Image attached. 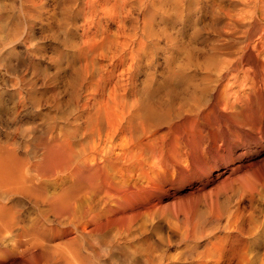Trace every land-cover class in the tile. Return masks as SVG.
<instances>
[{
    "label": "bare ground",
    "instance_id": "bare-ground-1",
    "mask_svg": "<svg viewBox=\"0 0 264 264\" xmlns=\"http://www.w3.org/2000/svg\"><path fill=\"white\" fill-rule=\"evenodd\" d=\"M259 87L264 0H0V264H264L206 166Z\"/></svg>",
    "mask_w": 264,
    "mask_h": 264
},
{
    "label": "rangeland",
    "instance_id": "rangeland-1",
    "mask_svg": "<svg viewBox=\"0 0 264 264\" xmlns=\"http://www.w3.org/2000/svg\"><path fill=\"white\" fill-rule=\"evenodd\" d=\"M48 93V97L52 99L53 91L49 90ZM239 101V119L242 120V125L237 132H233L236 126L228 117L220 122V131L218 123H215L214 131L209 133V139L218 141L221 145L219 149L214 147L209 150L206 160L214 188L235 185L239 174L244 175L245 184L252 180L264 184V87L243 88ZM186 112L182 111L180 115L183 116ZM186 132L193 138L196 137V140L202 137L198 132L193 133L189 125L186 126ZM229 201L234 203V200ZM261 201L264 202V198ZM260 243V237H255L251 239L250 246L256 248Z\"/></svg>",
    "mask_w": 264,
    "mask_h": 264
}]
</instances>
